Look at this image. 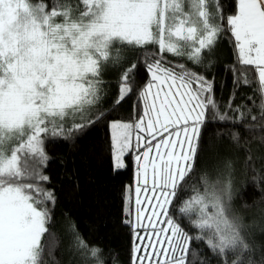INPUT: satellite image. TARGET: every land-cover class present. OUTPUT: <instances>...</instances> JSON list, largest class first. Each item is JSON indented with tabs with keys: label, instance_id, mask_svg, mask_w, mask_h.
Here are the masks:
<instances>
[{
	"label": "snow or ice",
	"instance_id": "6c2138e0",
	"mask_svg": "<svg viewBox=\"0 0 264 264\" xmlns=\"http://www.w3.org/2000/svg\"><path fill=\"white\" fill-rule=\"evenodd\" d=\"M77 7L74 13L69 0H0V264H47L53 255L56 197L46 187L45 141L71 139L108 117L102 71L119 67L126 51L137 55L120 72L113 108L136 87L141 114L133 122L110 120L109 127L115 169L125 167L127 153H137L136 216L125 221L133 229V264H190L193 241L220 264H255L247 226L233 205L230 158L214 176L201 174L203 191L182 198L176 218L169 209L189 186L185 178L206 122L264 131V0H238L232 15L223 13L220 0H78ZM224 33L234 38L241 66L229 69L233 86L252 88V107L229 102L221 110L213 82L195 71L211 66ZM137 62L144 83L137 81ZM226 138L242 147L238 131ZM142 190L151 192L150 209L141 207ZM65 231L81 264H104L102 250L87 245L74 225Z\"/></svg>",
	"mask_w": 264,
	"mask_h": 264
},
{
	"label": "trees",
	"instance_id": "16d2710c",
	"mask_svg": "<svg viewBox=\"0 0 264 264\" xmlns=\"http://www.w3.org/2000/svg\"><path fill=\"white\" fill-rule=\"evenodd\" d=\"M69 2L75 4L78 0H69ZM220 2L225 15L235 14L238 0H220ZM234 44V38L230 33L222 34L210 57L211 66L195 68V71L202 72L209 81L213 82L214 99L221 106V110L229 102L233 106L241 105L242 107H252L253 104V101L248 99L253 96L251 87L233 86V72L229 69L233 66L241 67L238 65ZM136 55L134 51L124 52L123 63L119 67H109L103 76L107 90L103 107L107 108L109 113L106 119L93 124L71 139L45 141V151L49 160L44 172L50 178V183L46 187L50 188L56 197L55 205H50L49 228L58 239L53 255L47 258V264H81L79 255L70 250L71 237L65 231L69 224L75 226L76 232L87 245L96 246L102 250L104 264H133V229L125 221H134L137 171L134 150L123 157L125 167L115 169L109 121L133 122L139 119L143 102L138 98L136 87L120 105L113 108L112 103L118 92L120 72L136 59ZM165 55L169 60L178 59L171 54ZM189 67H191L190 63ZM137 70V81L144 83L146 74L138 62ZM249 79H251V73H249ZM255 112L253 108V113ZM233 130L240 134L239 142L242 145L240 148L235 147L226 138ZM220 132L225 135L218 136ZM156 142L153 141V144ZM249 155H251L250 161L247 159ZM224 158H230L232 161V180L235 184L233 204L236 210L246 217L249 240L253 245L252 259L255 264H262V258H264V131L257 129L249 132L239 126L233 129L226 125L206 122L201 129L196 164L192 173L185 178L189 186L187 189L182 186L178 191L169 214L176 218L174 208L182 198L191 196L194 188L203 191L201 174L206 171L214 176L217 169L222 168ZM254 177L259 182V189L253 181ZM126 189H131V192H127ZM129 195L131 204L127 200ZM127 211H131L132 215L128 216ZM47 235L46 233L45 238ZM188 260L190 264H220L203 242L196 244L193 241L189 247Z\"/></svg>",
	"mask_w": 264,
	"mask_h": 264
},
{
	"label": "rangeland",
	"instance_id": "374dc122",
	"mask_svg": "<svg viewBox=\"0 0 264 264\" xmlns=\"http://www.w3.org/2000/svg\"><path fill=\"white\" fill-rule=\"evenodd\" d=\"M69 3L71 4V2H69ZM71 5L73 6V12H74V13L77 12V11H78V7H77L78 2H75V4H71ZM108 68H109V67H106V68L102 71V79H103L104 74L107 72ZM134 142H135V141H134ZM134 144H135V143H134ZM136 154H137V153H136V151L134 150V157H135ZM123 160H124V158H123ZM134 161H135V159H134ZM114 163H115V161H114ZM135 166H136V164H135ZM136 170H137V169H136ZM150 183H151V181H150ZM135 185H136V177H135ZM149 187H150V184H149ZM232 187H233V198H234V194H235V184H234L233 180H232ZM149 197H151V192L149 191V193H148L147 196H146V195L143 193V190H142V194H141V197H140V199H141V201H142V204H141V207H142V208H146V209H150V208H151V205L145 203V201H146ZM233 205H234V204H233ZM234 207H235V205H234ZM235 209H236V208H235ZM169 210H170V209H169ZM210 210H211V209H210ZM236 211H237V210H236ZM237 212H238V211H237ZM149 214H150V211H146V212H145V217H146L147 215H149ZM238 214L242 217V219L244 220V222H245V224H246L247 222L245 221V219H246L245 215H244L243 213H241V212H238ZM135 216H136V211L134 210V220H135ZM178 222L181 223V227H184L186 231L191 232L190 229H187L188 226H187V224H185V222H184L183 220H179ZM136 231L140 232L141 236H144V240H145V242H146V241H147V236L144 234V229L141 228V229H137ZM135 242H136V243H139V240L137 239ZM141 248L143 249V244H141ZM142 254H143V252H141L140 254H137V257H138L139 255H142Z\"/></svg>",
	"mask_w": 264,
	"mask_h": 264
}]
</instances>
